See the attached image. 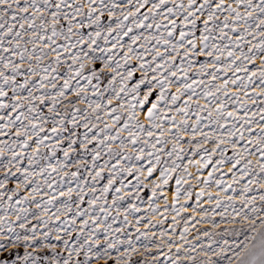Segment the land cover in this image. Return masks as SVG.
<instances>
[{"label":"snow or ice","instance_id":"obj_1","mask_svg":"<svg viewBox=\"0 0 264 264\" xmlns=\"http://www.w3.org/2000/svg\"><path fill=\"white\" fill-rule=\"evenodd\" d=\"M0 264H264V0H0Z\"/></svg>","mask_w":264,"mask_h":264}]
</instances>
